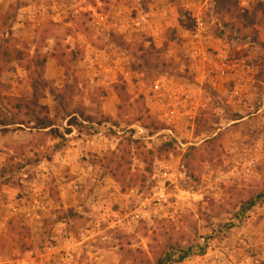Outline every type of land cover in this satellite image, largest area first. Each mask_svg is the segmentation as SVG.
Instances as JSON below:
<instances>
[{
	"label": "rangeland",
	"instance_id": "rangeland-1",
	"mask_svg": "<svg viewBox=\"0 0 264 264\" xmlns=\"http://www.w3.org/2000/svg\"><path fill=\"white\" fill-rule=\"evenodd\" d=\"M0 202V264H264V0H0Z\"/></svg>",
	"mask_w": 264,
	"mask_h": 264
},
{
	"label": "built area",
	"instance_id": "built-area-1",
	"mask_svg": "<svg viewBox=\"0 0 264 264\" xmlns=\"http://www.w3.org/2000/svg\"><path fill=\"white\" fill-rule=\"evenodd\" d=\"M204 30V22L201 21L198 24L195 37L200 38L203 34ZM219 60L223 64H227L228 62V55L227 52L224 51L219 54ZM220 73L222 75L225 74V69H221ZM157 89L160 88L159 85L156 86ZM171 131V130H170ZM172 132V131H171ZM187 170L185 169L184 165H177L175 167H166L165 170L161 173V178L156 186L152 189V194L149 196H143L144 194H140L141 200L138 201V208H136L132 212L133 220H144L149 217V207H153L155 209L160 208L161 206L168 203L169 199L171 198L172 194L169 192L170 187H175L178 189L182 182L187 180ZM136 192V193H135ZM132 193L138 195V192L132 190ZM143 197V198H142ZM1 205V202H0ZM9 207L11 208L12 213H17L20 211V207L18 205L10 204ZM46 211V206L43 204L39 198H35L33 203H31L28 207L24 210V216L30 221L33 222H40L44 217V213ZM47 253L48 254H55L57 251L56 246H47ZM61 250H59L60 254ZM42 258L41 260H35L31 264H50L47 263V259ZM61 264H71L70 258L63 259V263Z\"/></svg>",
	"mask_w": 264,
	"mask_h": 264
},
{
	"label": "trees",
	"instance_id": "trees-1",
	"mask_svg": "<svg viewBox=\"0 0 264 264\" xmlns=\"http://www.w3.org/2000/svg\"><path fill=\"white\" fill-rule=\"evenodd\" d=\"M38 120V123H39V126L42 128H48V127H52L54 125V122L53 120L49 119V120H44V119H37ZM71 123H74L76 121V118H72L71 119ZM70 125H73V124H70ZM187 253L182 255L179 259V261H182L183 259H185L187 256ZM159 264H162V263H159Z\"/></svg>",
	"mask_w": 264,
	"mask_h": 264
}]
</instances>
